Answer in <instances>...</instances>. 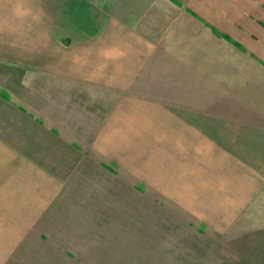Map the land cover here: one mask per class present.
Instances as JSON below:
<instances>
[{
  "label": "crops",
  "instance_id": "obj_1",
  "mask_svg": "<svg viewBox=\"0 0 264 264\" xmlns=\"http://www.w3.org/2000/svg\"><path fill=\"white\" fill-rule=\"evenodd\" d=\"M247 84L263 97L264 0H0V264H90L86 212L196 210L218 169L238 190L209 209L247 208L264 145L218 107Z\"/></svg>",
  "mask_w": 264,
  "mask_h": 264
},
{
  "label": "rangeland",
  "instance_id": "obj_2",
  "mask_svg": "<svg viewBox=\"0 0 264 264\" xmlns=\"http://www.w3.org/2000/svg\"><path fill=\"white\" fill-rule=\"evenodd\" d=\"M247 86L245 98L238 88L230 93V98L218 99L219 110L231 108L237 112L219 117L233 119L234 138L245 137L264 145V114L252 112L256 111L258 102L264 106V91L263 97L257 98V92L252 95L248 92L251 85ZM244 106L245 112L250 113H243ZM243 123L253 124L247 125L250 129L245 131ZM221 126L219 124V128ZM256 149L260 151L256 156L258 161L251 163L249 168L253 177L247 191L252 196L251 202L243 210H234L242 204L231 203L220 206L234 207L233 210L209 209V204L213 203L209 197L214 200L231 195L213 194L214 191H225L226 186L231 193L236 194L238 190L237 184L232 189V179L221 177L226 173L219 169L216 180L210 182L211 194L198 196L200 202L196 210L167 202L160 195L153 196V204L151 197L148 200L145 195L122 193L115 196L116 200L113 196L107 197L97 211L84 215L81 229L88 234L85 236H88L89 255L100 256L91 258L90 264H264V146ZM212 165L220 168L225 164L219 161ZM238 174L236 170L233 172L235 177ZM233 181L245 182L241 178ZM239 188L244 193L240 198H244L245 186Z\"/></svg>",
  "mask_w": 264,
  "mask_h": 264
}]
</instances>
